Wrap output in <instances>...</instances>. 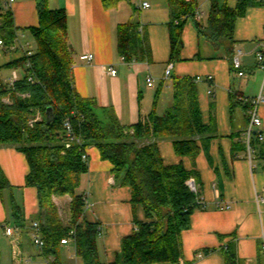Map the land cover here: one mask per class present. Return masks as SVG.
<instances>
[{
    "label": "crops",
    "instance_id": "crops-1",
    "mask_svg": "<svg viewBox=\"0 0 264 264\" xmlns=\"http://www.w3.org/2000/svg\"><path fill=\"white\" fill-rule=\"evenodd\" d=\"M38 1L15 0L12 4L16 49L0 48V67L23 56L19 45L34 49L27 29L38 26ZM218 2L233 9L238 0ZM142 3L149 7L140 8ZM47 6L66 14L75 92L93 100L99 108H111L121 125L147 121L152 109L157 115L164 114L172 104L174 78H201L195 86L202 121L213 131L207 136L210 139L198 141L194 159L178 157L169 141L158 143L164 165H181L197 174L199 198L205 207L191 214L189 228L181 233L180 264H225L223 249L228 244L235 246L239 264H264V104L258 108L261 126L256 129L262 140L253 138L250 157L246 135L249 109L245 108V100L264 92V71L256 61V55L264 52V3L247 8L234 24V56L240 61L243 77L231 68L223 49L198 36L195 23L207 25L210 0H198L193 19L182 30L180 55L173 60L166 0H124L110 10L101 0H47ZM129 21L139 25L146 39L144 61H125L118 54L117 27ZM86 54L93 56L90 63L80 60ZM169 64L173 66L171 75L165 78ZM13 74L21 80L24 68L1 69V83L9 86ZM148 76L153 79L152 87L147 86ZM208 76L212 85L205 81ZM86 154L88 172L78 188L86 197L83 218L98 224V257L101 263L109 264L120 252L121 241L136 230V223L146 222V217L141 206H132L130 189L116 184L112 165L101 160L99 151L90 146ZM0 168L12 187L0 194L1 264H47L30 235L38 200L37 190L25 185L29 172L26 157L14 148H0ZM58 200L54 199L56 205ZM12 202L21 210L24 227L8 237L1 227L14 228ZM60 255L64 264H82L71 242L60 246Z\"/></svg>",
    "mask_w": 264,
    "mask_h": 264
},
{
    "label": "trees",
    "instance_id": "trees-1",
    "mask_svg": "<svg viewBox=\"0 0 264 264\" xmlns=\"http://www.w3.org/2000/svg\"><path fill=\"white\" fill-rule=\"evenodd\" d=\"M123 1L101 0L107 10ZM210 1L207 25L195 23L198 36L214 48L223 49L235 70V21L244 16L247 8L264 2L238 0L232 9L225 2L220 5L218 0ZM166 2L173 60L180 55L182 30L193 19L198 0ZM36 9L38 26L27 29L34 42L31 55L0 67L24 68L23 78L12 86L0 81V148H14L26 157L29 172L25 185L37 190L38 213L34 222H38L43 240L41 258L47 264H64L61 240L70 239L82 264H103L97 250L101 231L98 224L84 220L86 197L78 192L82 177L88 172L82 156L93 146L101 160L112 165L116 184L130 189L132 206H141L146 217V222L136 223V230L121 241L120 252L109 264H180L181 233L189 228L191 214L205 207L197 202L201 201L199 191L192 193L186 184L192 178L199 189L197 174L181 165H164L158 143L169 141L178 157L194 159L199 151L198 141L210 139L207 136L213 131L202 121L195 83L190 78H174L172 104L164 114L157 115L152 109L147 121L121 125L111 108H99L74 90V60L65 12L49 9L47 0H39ZM138 27L133 21L117 27V51L125 61L147 58L146 39ZM16 32L13 15L0 0V40L7 51L15 43ZM245 108H251L250 102ZM66 120L79 143L67 139ZM31 121L34 122L30 124ZM11 189L0 168V194ZM64 197L70 198L67 225L54 202ZM10 208L14 228H23L19 206L12 202ZM223 254L225 264H239L234 245L228 244Z\"/></svg>",
    "mask_w": 264,
    "mask_h": 264
},
{
    "label": "built area",
    "instance_id": "built-area-1",
    "mask_svg": "<svg viewBox=\"0 0 264 264\" xmlns=\"http://www.w3.org/2000/svg\"><path fill=\"white\" fill-rule=\"evenodd\" d=\"M15 0H3V7L5 10H10L12 4L14 3ZM262 2H264V0H261ZM149 5L147 3H142L140 5V8L144 9V8H148ZM196 19H199V16L196 14ZM19 49L21 50V52L23 53L24 56H30L31 55V51L28 45L26 46H18ZM0 48L3 49L5 48L4 42L2 40H0ZM16 49L15 43L14 45L10 46L9 50L10 51H14ZM81 61H85L90 63L93 60V56L91 54H86L84 56L80 57ZM122 60H124L122 58ZM256 61L258 63L259 68L264 71V52H259L256 55ZM232 65L233 68L238 72V75L240 77L244 76V73L241 71V64L240 61L238 59L237 56H234L232 59ZM26 67H29V65L27 64ZM172 64H169L165 70V78H169L171 75V70H172ZM111 75H115V71L111 70L110 71ZM201 80L200 77H196L193 79L194 83H198ZM17 81V77L15 74L12 75V78L10 79V86L13 85V83H15ZM29 81L32 82V78H29ZM147 86L148 87H152L153 86V79L148 76L147 78ZM205 81L212 85V77L208 76L206 77ZM208 94L211 95L212 91L209 90ZM246 102H250L251 108L249 109V125L246 131V135H247V149H248V156L250 157V154L252 153V145L251 142L253 140V138H257L258 140H262V135L261 133L256 132V129L259 128L261 126V120L259 118L258 115V108L260 105L264 104V92H260L259 95H257L256 97L250 99V100H245ZM35 121V120H34ZM34 121H31L30 124H32ZM64 128H65V134L66 137L69 141L71 142H76L79 143V139L76 138L73 134L72 131V127L71 124L69 122V120H66V122L64 123ZM82 160L84 163L88 164V157L87 154H83L82 156ZM187 187L189 188V190L196 194L197 193V184L194 181V179H189L187 181ZM198 204H201L204 207V204L201 201H197ZM30 235H31V240L34 246H36L38 249H41L43 247V240H42V236H41V231H40V227L38 222H32L30 224ZM18 229H14L12 227H8L5 226L3 231L4 234L8 237H14L15 231ZM73 234V232H70V236ZM70 242V239H63L61 240V244L65 245L68 244ZM16 251V249H14V252Z\"/></svg>",
    "mask_w": 264,
    "mask_h": 264
},
{
    "label": "rangeland",
    "instance_id": "rangeland-1",
    "mask_svg": "<svg viewBox=\"0 0 264 264\" xmlns=\"http://www.w3.org/2000/svg\"><path fill=\"white\" fill-rule=\"evenodd\" d=\"M28 37H29V39H28ZM27 39L30 40L31 37L27 35ZM29 42L25 41L24 43H28L29 44ZM30 44L32 45V42H30ZM2 74H4V73H2ZM5 74H6L5 75L6 77H7V75L9 76L8 72H6ZM5 102L8 103L7 100H5ZM63 199L64 200L60 199V200L57 201V206H58V209H59V212H60V216H61V218L63 220V223L67 225L68 224V220H67L68 219V205H69V202H70V198L64 197Z\"/></svg>",
    "mask_w": 264,
    "mask_h": 264
}]
</instances>
